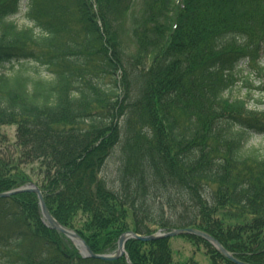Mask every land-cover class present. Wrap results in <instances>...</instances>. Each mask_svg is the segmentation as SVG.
<instances>
[{
    "label": "trees",
    "instance_id": "16d2710c",
    "mask_svg": "<svg viewBox=\"0 0 264 264\" xmlns=\"http://www.w3.org/2000/svg\"><path fill=\"white\" fill-rule=\"evenodd\" d=\"M240 83L264 91V0H0V191L34 180L97 253L130 228L198 226L264 263V111L231 95ZM170 187L175 220L156 207ZM38 204L0 198V264H129L84 257ZM169 240H129L131 261L170 264Z\"/></svg>",
    "mask_w": 264,
    "mask_h": 264
},
{
    "label": "rangeland",
    "instance_id": "374dc122",
    "mask_svg": "<svg viewBox=\"0 0 264 264\" xmlns=\"http://www.w3.org/2000/svg\"><path fill=\"white\" fill-rule=\"evenodd\" d=\"M10 20L16 23L19 27L31 26L33 23L32 21L29 20V18L25 16V8H22L20 11L10 16ZM254 80L256 79L254 78ZM231 93H232L231 95L235 97L246 96V98H248V107L250 109H253L254 111L259 112V114L262 111H264V91L262 89L250 87V90L247 91L245 86L242 83H240L231 90ZM2 131L9 136L12 145H14L18 141L16 124H4L2 125ZM260 139L261 137L259 135H255L252 138H250L249 142H254L258 144ZM119 154H120V147L116 149L115 153L109 159L105 171L108 182L112 187L118 185L116 182V177H117V168L120 163V160L118 158ZM151 180H154V178H152ZM212 189H214L213 182H211V184L208 186V191H211ZM150 190H155L153 185L150 187ZM160 191H166V194L163 195V198L157 196L156 207L159 209V211L157 212L159 214L166 216L168 220L177 219L182 214L183 211L182 210L183 199L169 198L170 197L169 193L174 195V190L172 189V187H170L169 190L167 188H161ZM170 200L171 202L176 204L174 208L170 206L169 203ZM164 204H165L164 209L161 210ZM129 221H131V219H129ZM162 228L165 227H160L158 229H162ZM169 244L172 248L171 264H182L184 261H187L192 258L199 261L200 264H215L213 261V255L212 252L210 251V248L203 243L192 241L189 237L186 236H176L170 238ZM217 264H227V263L225 261L218 260Z\"/></svg>",
    "mask_w": 264,
    "mask_h": 264
},
{
    "label": "water",
    "instance_id": "95a60500",
    "mask_svg": "<svg viewBox=\"0 0 264 264\" xmlns=\"http://www.w3.org/2000/svg\"><path fill=\"white\" fill-rule=\"evenodd\" d=\"M25 190H29V191H33L37 193L38 198H39V204L41 205L43 209L44 217L53 227L63 230L69 237H71L73 241L75 242V244L80 247V251L84 256H91V257H98V258L101 257L99 253H96L92 249V247L80 235V233L66 227L64 224L60 223L56 219V217L51 213L50 209L48 208V205H47L42 189L36 183L30 182L26 185H23V186H20V187L11 189V190L2 191L0 192V197H7V196H10V195H13V194L25 191ZM183 234H196V235H200L206 238L207 240L212 242L217 247V249L220 250L225 256H227L229 259H231L233 262L237 264H256V263H252V262H249V261H246V260H243L237 257L236 255H234V253L228 250V248H226V246H224V244L218 238H216L215 236H213L212 234H210L209 232L203 229H198L195 227H180V228H174L171 230L160 229L157 232H154L148 235H142V234L135 232L134 230H128L122 234L120 238L119 246L114 252H112V256L117 258L125 254L128 255L126 253L124 244H125L126 239H128L129 237H136L144 241H150V240H155L159 238L172 237V236H178V235H183Z\"/></svg>",
    "mask_w": 264,
    "mask_h": 264
},
{
    "label": "bare ground",
    "instance_id": "6f19581e",
    "mask_svg": "<svg viewBox=\"0 0 264 264\" xmlns=\"http://www.w3.org/2000/svg\"><path fill=\"white\" fill-rule=\"evenodd\" d=\"M26 7V5L24 4V6H23V8H25ZM32 25H33V23H32ZM31 25V26H32ZM37 31H39V28H37L36 29ZM31 181H29V182H27V183H25V184H22V185H20V186H23V185H26V184H28V183H30ZM19 186V187H20ZM5 191H7V190H5ZM24 192H33V191H29V190H25V191H22V192H19V193H24ZM14 195V194H13ZM37 195V194H36ZM10 196H12V195H10ZM10 196H7V197H10ZM44 196H45V193H44ZM37 198H38V195H37ZM46 198V197H45ZM39 205V210H40V214H41V220H42V222H43V224L45 225V226H47V227H51L52 229H54V230H56L57 232H59V233H61V234H63V235H65L67 238H69L74 244H75V242L73 241V239L71 238V237H69L63 230H61V229H59V228H56V227H53L48 221H47V219L44 217V215H43V209H42V207H41V205L40 204H38ZM48 205V204H47ZM48 208H49V206H48ZM50 209V208H49ZM51 211V210H50ZM56 219L60 222V223H62V224H64L66 227H68V228H70V229H72V230H74V231H76V232H78V233H80L75 227H73V226H70V225H68V224H65V223H63V222H61L57 217H56ZM185 227H195V228H198V229H202V228H200V227H198V226H185ZM174 228H180V227H173V228H162V229H165V230H171V229H174ZM128 230H134V229H128ZM128 230H125L124 232H126V231H128ZM158 230H160V229H157L156 231H154V232H157ZM204 230V229H203ZM135 231V230H134ZM205 231H207V230H205ZM124 232H122L119 236H118V239H117V241H116V246L118 247L119 246V242H120V238H121V236H122V234L124 233ZM135 232H137V231H135ZM154 232H151V233H154ZM208 232V231H207ZM137 233H139V232H137ZM151 233H148V234H151ZM210 233V232H209ZM139 234H142V233H139ZM148 234H142V235H148ZM210 234H212V233H210ZM80 235L82 236V234L80 233ZM185 235H193V236H197V237H199V238H202L204 241H201V242H198V243H203V244H205V245H207V243H209V244H211L214 248H216L217 249V247L212 243V242H210L209 240H207L206 238H204V237H202V236H200V235H196V234H183V235H178V236H185ZM213 235V234H212ZM214 236V235H213ZM83 237V236H82ZM172 237H176V236H172ZM172 237H165V238H172ZM216 237V236H215ZM84 238V237H83ZM217 238V237H216ZM131 239H137V240H141V239H138V238H136V237H129L128 239H126V241H125V244H124V246H125V249H126V253L128 254V255H123V256H120V257H113L112 256V252L111 251H109V250H104L103 252H98L100 255H101V257H95V258H97V259H100V260H102V261H105V262H114V261H117L118 259H120V258H122V257H126V259H127V261L129 262V264H134L132 261H131V258H130V254H129V251H128V248H127V245H128V242H129V240H131ZM160 239V238H159ZM155 240H157V239H155ZM142 241H144V240H142ZM150 241H153V240H150ZM147 242H149V241H147ZM76 245V244H75ZM208 246V245H207ZM117 247H116V249H117ZM218 250V249H217ZM96 252V251H95ZM219 252H221L220 250H219ZM232 252V251H231ZM81 253V252H80ZM222 253V252H221ZM223 254V253H222ZM234 255H236V254H234ZM237 256V255H236ZM237 257H239V256H237ZM240 258V257H239ZM242 259V258H241ZM196 260V259H195ZM244 260V259H243ZM197 261V260H196ZM247 261V260H246ZM184 262H186V261H184ZM183 262V263H184ZM250 262V261H249ZM172 263V262H171ZM170 263V264H171ZM198 263H199V261H198ZM252 263H256V264H264V263H257V262H252ZM200 264V263H199Z\"/></svg>",
    "mask_w": 264,
    "mask_h": 264
}]
</instances>
